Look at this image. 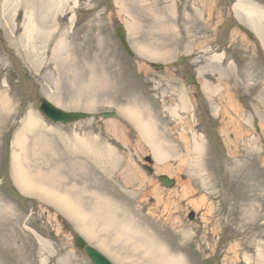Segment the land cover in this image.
Returning a JSON list of instances; mask_svg holds the SVG:
<instances>
[{
	"label": "rangeland",
	"instance_id": "374dc122",
	"mask_svg": "<svg viewBox=\"0 0 264 264\" xmlns=\"http://www.w3.org/2000/svg\"><path fill=\"white\" fill-rule=\"evenodd\" d=\"M23 1L11 15L0 0V264H92L76 236L115 264H145L149 246L161 261L264 264V47L240 30L255 29L239 7L260 20L264 8L243 0H69L55 24L71 53L50 59L55 40L38 61L19 39ZM261 27L264 41V20ZM42 97L93 116L52 124L38 110ZM131 107L155 126L162 158L126 115ZM22 144L31 155L25 166L36 168L35 153L80 202L92 237L60 205L17 184L13 158ZM126 254L136 261H120Z\"/></svg>",
	"mask_w": 264,
	"mask_h": 264
},
{
	"label": "bare ground",
	"instance_id": "6f19581e",
	"mask_svg": "<svg viewBox=\"0 0 264 264\" xmlns=\"http://www.w3.org/2000/svg\"><path fill=\"white\" fill-rule=\"evenodd\" d=\"M68 1L69 0L23 1V4H21L22 7H24V15L22 20L23 25L19 39L22 43L21 47L25 54L30 56L32 55L38 61H41L46 55L45 48L51 45L55 40V45L51 49V54L49 57L50 59L60 58L64 49L68 55L71 53L70 44H67L65 40V32L61 31L59 28H56L55 24L56 20L61 19L58 14L68 11ZM4 2H6L11 15L14 14L15 9L18 7L17 0H4ZM242 2L244 3L246 1L243 0ZM245 5L246 4L244 3L239 8L246 18L248 17L251 19V22H253V27L256 29L260 41L264 43L262 39L263 37L261 35V32L263 31L261 27L262 19H256V14L254 15L252 10H250ZM66 60H70L68 56H66ZM79 93L81 94V92ZM7 104L8 101L6 102V105ZM126 115L136 123L138 129H140L142 132L144 139L153 148L156 154H158L157 156L162 158L166 153L163 149L165 146L157 143V131L155 130V126L152 124V122L144 118L141 112H138V109L135 107L129 108L126 111ZM33 123V120L27 121L25 129L23 130L28 132V130L31 129ZM25 131H23V133H25ZM19 139L22 142L24 136L19 137L18 140ZM82 142H84L86 146L88 145L87 142L83 140ZM88 150L89 152H92V148H88ZM28 152L29 150H27L26 146L22 144V152L15 154L13 158L14 161L12 169L17 184L30 194H39L46 200H50L60 205L59 207L63 208L67 212L65 213L66 215L72 216L74 220H76L81 231L92 237L95 231L94 224L88 223L87 217L89 216H86L82 211V205L80 202L75 200V198L72 196L73 194H71L67 188H65V186L58 184L55 180L53 181V177L50 176L52 173H49V171L42 165L43 163H41V160L35 153L33 154L35 155L34 160L37 165L36 168L31 170L29 167L25 166L24 161L27 160L29 156H31L28 154ZM109 219H111L110 216ZM116 226L120 228V235L126 238L131 246V249L134 248V250H138L140 248V244L138 243L140 242H136V237L134 234H130L128 232V228L119 223H116ZM159 252L161 251H159L157 247L154 248L149 246L148 248H145L142 262L145 264H183L180 259L161 261L158 256L160 255L158 254ZM111 254H113L114 257H119V255L114 254L113 252ZM153 257H155L157 261H155ZM124 260L129 262L136 261V259L130 254L120 257V261L124 262Z\"/></svg>",
	"mask_w": 264,
	"mask_h": 264
},
{
	"label": "water",
	"instance_id": "95a60500",
	"mask_svg": "<svg viewBox=\"0 0 264 264\" xmlns=\"http://www.w3.org/2000/svg\"><path fill=\"white\" fill-rule=\"evenodd\" d=\"M117 34L122 39L126 49L131 53L129 47L125 43V36L124 31L121 27L117 28ZM132 54V53H131ZM40 110L52 121H61V122H70V121H76L79 119L86 118L90 116V113L85 112H66L61 109L56 108L54 105H52L50 102H48L46 99H41V103L39 106ZM105 117H115L116 114L112 112H104L102 113ZM165 183L170 185L172 184L171 181H169L166 177L164 178ZM76 243L79 247L84 248L86 253L91 257L93 262L95 264H111L104 256L99 253L96 249L92 248L89 245H86L83 239L78 237L76 239Z\"/></svg>",
	"mask_w": 264,
	"mask_h": 264
}]
</instances>
